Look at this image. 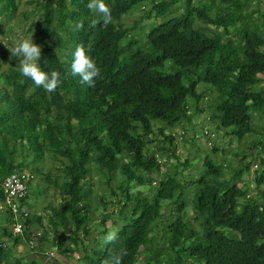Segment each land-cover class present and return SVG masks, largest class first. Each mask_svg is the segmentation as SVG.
I'll return each mask as SVG.
<instances>
[{"label": "trees", "instance_id": "1", "mask_svg": "<svg viewBox=\"0 0 264 264\" xmlns=\"http://www.w3.org/2000/svg\"><path fill=\"white\" fill-rule=\"evenodd\" d=\"M23 1L0 0V179L12 172L32 175L23 180L27 191L19 203L25 208L37 176L53 184L60 201L49 207L46 226L41 215L28 210L21 221L22 236L7 229L13 220L4 208L0 264H41L31 260L33 253L14 257L1 240L6 237L16 246L37 231L40 237L34 238L33 248L43 244L64 257L83 255L87 248L82 239L91 234L95 216L90 214L98 207L103 214L90 243L97 241V234H107L110 218L119 239L90 249L89 256L79 257L80 264H104L110 251L121 247L128 253L122 264H264V134L249 143V151L237 161L242 166L228 169L220 181L219 167L207 156L203 165L214 179L202 176L181 183L176 174L158 178L156 153L171 152L176 160L171 130L191 124L208 109V120L217 130L228 129V137L241 140L253 134L252 120L262 122L264 133V2L105 0L113 20L104 25L87 8L89 0H32L35 9L28 11L31 21L25 32L42 49L40 68L49 74L57 71L62 78L60 87L47 92L21 75L19 58L9 51L22 35L11 23L24 15L18 13ZM136 5L146 15L127 26L124 17ZM93 18L98 23L90 28ZM144 19L153 21L145 24ZM79 21L83 30L75 29ZM141 41L143 46H138ZM78 45L100 68L94 87L70 75ZM157 136L163 146L150 150ZM225 150L219 145L210 149L213 155ZM254 157L260 163L259 176L250 195L238 186ZM48 163L56 170L54 179L44 173ZM91 172L119 198L115 205L92 193ZM187 184L194 189L183 200ZM143 185L154 186L152 197L133 192ZM0 200L4 202L2 189ZM125 202L133 206L129 218L118 225ZM107 204L118 208L115 217ZM188 204L192 209L184 221ZM163 216H168L165 230L156 231Z\"/></svg>", "mask_w": 264, "mask_h": 264}, {"label": "rangeland", "instance_id": "2", "mask_svg": "<svg viewBox=\"0 0 264 264\" xmlns=\"http://www.w3.org/2000/svg\"><path fill=\"white\" fill-rule=\"evenodd\" d=\"M30 1L32 0H24L23 2L20 3L19 8H18V13H24V15L20 17L19 22L14 21L11 23L12 29H14L15 32L17 31L21 33L22 35L20 38H24V39L29 38V33L25 32V29L27 28L29 22L31 21V18L28 15V11L35 9V7L32 5ZM261 2H264V0H261ZM138 7L139 5H136L131 11L130 13L131 15L128 14L127 16L124 17V21L127 24V26H132L134 21H139L140 17H142L143 15H146L145 9L142 7L138 9ZM152 21H153L152 19H149V20L144 19L143 23L148 24ZM147 32L148 30L145 31L144 29V34H146ZM20 38H17L16 41L19 42ZM138 46H143V42L141 41ZM202 85L203 83L199 84L198 90H202ZM263 88H264V84H263ZM210 97L212 96L210 95L207 98V100L205 101L206 103L210 101L211 99ZM190 100L191 99L188 98L187 101H190ZM209 113H210V110L208 109L201 114H196L195 117L192 119L191 124L176 128L175 129L176 132L175 130H171V134L174 133L176 137V140L174 142V147H175V152L177 154V159L175 160L174 158H172L171 152H169V155H167V154L159 153L158 151H156L157 159L159 160L161 164V172L159 175H157L158 178H161V175L169 176L171 174H176L177 178L180 179L181 183H188V181H192L193 179L197 180L202 176L210 180L214 179V177H212L211 174H207V169L203 165V161L207 156L208 158H210L209 160L216 167H219L220 174H221L219 175L220 178L218 177H215V178H218V181H220L222 179L221 176L223 174L225 175V177H227L229 175V170H234L242 166L237 161L242 158V154L249 151V143L253 141L254 139L258 138L261 134H264L262 130V126H263L262 122L259 120H257L256 122L252 120L251 127L253 129V134H247L241 140H238L234 136L228 137L227 136L228 129H222V130L215 129V126L213 125V123H211L210 120H208L207 118ZM157 125H158L157 123H154V126H157ZM205 129L207 130V134L203 133V130ZM162 140L163 139L161 137L157 136V142L154 144V146L148 145V148H150V150L160 149L161 146H163V143L160 142ZM191 144L194 146L191 147ZM212 145H215V146L219 145V148L226 149L225 154L221 155V151H220L218 152V155H213L212 152L210 151ZM165 146L168 147L169 146L168 143L165 144ZM156 147H159V148H156ZM243 162L245 161L243 160ZM252 163L253 164L251 165L250 170L243 172L241 176V183H239V186H238L241 188V190L246 191L250 195L254 194V182H255V179L259 176V174L257 173V168L260 166L259 160L256 157L252 158ZM48 165L50 166L49 163ZM225 166H231V168H225ZM44 173L49 175L51 179H54V177H56V170L54 169L53 165L50 166L47 169V171H44ZM164 177L165 176H163V178ZM40 179L42 178L38 176L37 178L35 177L34 179L35 181L32 182L30 185V188H29L30 196L26 202V206H27L26 209L27 211L29 210L30 212L34 214L41 215L44 218L43 224L44 226H46L47 218L49 215H51L49 207L56 205L60 200H59V195H57L58 193L54 191L53 184L45 183L43 180H40ZM96 179H99L102 181L98 183ZM118 180L120 179L118 178ZM89 181L91 184L90 189L93 194L97 196L103 195V198L105 199V201L112 200L114 201V205H115V201L118 200L119 198L112 197L111 188L104 185L105 181L103 180V178H101L100 176L97 177L96 173L91 172ZM37 187H38V190H36ZM132 187H134V183H132ZM263 187L264 185L262 186V188ZM113 189H115V187H113ZM153 189H154V186H151L149 188L148 185H143L141 187L136 188L133 192L140 191L143 194H145L147 197H152ZM193 189L194 188L192 186L188 187V184H187V186H185L183 189L182 199L187 200L186 195H188V191L193 190ZM116 191L118 190L116 189ZM92 199L96 200L97 197L94 196L92 197ZM166 203L167 202H164L163 205H166ZM125 204L126 205L123 208L122 212L118 214V217L121 218L123 222H120L117 220L116 222L118 225L124 224V222L129 218L130 211L133 206V203L131 202H125ZM94 207L95 205H93L92 208ZM106 209H109V211L113 209L111 213H112V217H115V211L118 210L117 207L107 204ZM191 209H192V205L188 204L184 211L185 213L183 216L184 221L187 219V217H189ZM3 210L4 209L0 210V215H1L0 225L4 223V217H5L4 213L5 212ZM91 213L92 215L90 214V216L91 217L95 216V217L93 218V222H91V224L93 225L92 229L90 230L91 234L87 235L84 238V240L82 239L84 247L87 248L86 250L87 253L84 250L82 259H83L84 253L85 255L88 254L87 256L90 255L91 253V251H89L90 249L94 247L97 248L100 246H104L105 245L104 237L107 235V234H102L98 236L97 234L96 235L97 241H95L94 243H90V241L94 238V234H96L97 232L96 229H98L97 228L98 223L96 222L97 220L101 218L103 214L102 208L98 207L95 209V212L93 210ZM165 214L168 215L169 212H166ZM174 216L175 215L173 214L172 218ZM167 218L168 216L162 217L160 222L157 224V227L155 229L156 231L161 230L162 232V229L165 230L164 225L167 222ZM113 220H114L113 218H110V220L106 222V230H108L107 233L110 231H116V229L118 228L115 226L114 223H112ZM61 231H62V234L66 233L65 228H63ZM63 236H66V234ZM39 237H40V233L39 235H36L34 238L38 239ZM45 246H47V248L52 249V247H49V245H45ZM163 246L166 248L167 243H165ZM55 255L56 254H53V256Z\"/></svg>", "mask_w": 264, "mask_h": 264}, {"label": "clouds", "instance_id": "3", "mask_svg": "<svg viewBox=\"0 0 264 264\" xmlns=\"http://www.w3.org/2000/svg\"><path fill=\"white\" fill-rule=\"evenodd\" d=\"M87 8L95 17H99L104 25L112 23L113 17L111 9L105 3V0H89ZM97 23L98 20L93 18L91 19L89 27L95 28ZM84 27L83 21H79L75 24L76 30H83ZM9 51L12 57L19 58L18 68L21 75L30 79L36 87H42L47 92H53L62 84V78L59 72L53 71L49 74L40 68L39 62L41 60L42 49L33 42V37L20 40L16 43L15 47ZM70 75L73 77H80L81 83L87 84L89 87H94L96 79L100 77V68L97 66L94 59L87 54L83 45H78L73 53ZM3 211L5 212V209ZM118 239L117 233L110 231L104 237V242L106 244L115 243ZM50 252H53V250ZM127 254V249L123 247L112 250L110 251L109 258L104 261V264H122V260ZM77 255L78 256L74 257L76 261L82 256L79 254ZM50 256L48 252L47 257L49 259L54 257Z\"/></svg>", "mask_w": 264, "mask_h": 264}, {"label": "built area", "instance_id": "4", "mask_svg": "<svg viewBox=\"0 0 264 264\" xmlns=\"http://www.w3.org/2000/svg\"><path fill=\"white\" fill-rule=\"evenodd\" d=\"M204 134H207V130L203 131ZM32 175L28 172L23 171L21 174L15 172L10 173L6 177L0 179V189L3 191L4 202H0V209L7 207L10 211L13 222L11 225V232L14 236H22L23 225L21 221L27 217L28 211L25 206L19 203V200L23 199L27 188L23 183L25 179H31ZM1 201V200H0ZM6 205V206H4ZM39 235L38 232L32 233L27 242V246L30 248L34 247V237ZM53 256V252H49Z\"/></svg>", "mask_w": 264, "mask_h": 264}, {"label": "crops", "instance_id": "5", "mask_svg": "<svg viewBox=\"0 0 264 264\" xmlns=\"http://www.w3.org/2000/svg\"><path fill=\"white\" fill-rule=\"evenodd\" d=\"M1 216V215H0ZM13 220V219H12ZM6 226V218L4 217V223L0 225V227ZM12 225V222L10 223V225H7V229L9 231H11L10 227ZM12 233V232H11ZM13 235V234H11ZM6 237H4L3 239H1L2 241H5L6 244H4V247H10L12 252H13V256L16 258H22L25 255H29V254H34L31 258V260L34 261H38L41 264H79V261H76L74 259V257H69V256H61L56 254V251L53 253L56 254L55 260H50L47 257V253L52 251L51 248H47V246H44L43 244H38L37 246H35V248H33L32 250L27 246V243L25 242V240H22L21 243L19 245L13 246V244L9 241H6ZM50 247V246H49ZM31 256H29L30 258Z\"/></svg>", "mask_w": 264, "mask_h": 264}]
</instances>
